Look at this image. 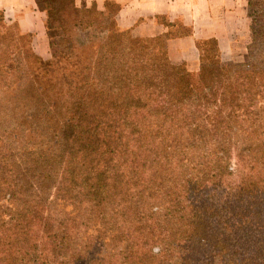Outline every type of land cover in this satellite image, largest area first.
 I'll return each instance as SVG.
<instances>
[{"label": "trees", "instance_id": "1", "mask_svg": "<svg viewBox=\"0 0 264 264\" xmlns=\"http://www.w3.org/2000/svg\"><path fill=\"white\" fill-rule=\"evenodd\" d=\"M36 1L62 34L46 71L0 27V264H264V35L241 64L197 42L191 72L168 35Z\"/></svg>", "mask_w": 264, "mask_h": 264}, {"label": "crops", "instance_id": "2", "mask_svg": "<svg viewBox=\"0 0 264 264\" xmlns=\"http://www.w3.org/2000/svg\"><path fill=\"white\" fill-rule=\"evenodd\" d=\"M75 1L78 7L95 6L106 16L114 15L117 28L134 39L168 35V58L192 72L200 68L197 42L214 39L222 59H233L250 29V0ZM46 19L36 0H0V27L15 26L22 33L33 34L34 50L42 59L51 56ZM179 28L190 29L191 35L173 36Z\"/></svg>", "mask_w": 264, "mask_h": 264}, {"label": "rangeland", "instance_id": "3", "mask_svg": "<svg viewBox=\"0 0 264 264\" xmlns=\"http://www.w3.org/2000/svg\"><path fill=\"white\" fill-rule=\"evenodd\" d=\"M250 12H252V18H250V29L247 37L244 39V43L240 44L237 47V55L233 59H224L223 63L225 64H241L245 62L246 58L249 55V48L253 47L255 45V41L258 44L257 48L261 47V44H263L262 41V35H264V0H254L253 7L250 9ZM254 14V15H253ZM16 28L15 26H13ZM49 37H51V40L55 43L53 49H51L49 56L46 59L41 58L43 64L40 65L42 70H47L50 62L52 61V55L53 52H57L60 50V42L62 41V34L59 31H51L48 32ZM94 35L93 32H80L79 33V38L80 40H85L87 37H90L91 35ZM254 41V43H253ZM257 49L254 50L256 52ZM178 69L180 70H188L185 65L179 64L175 65ZM189 71V70H188ZM192 72V71H191ZM197 72V71H195ZM194 75V73H192ZM262 206H258L255 214L257 217H262L264 218V207L260 209Z\"/></svg>", "mask_w": 264, "mask_h": 264}]
</instances>
